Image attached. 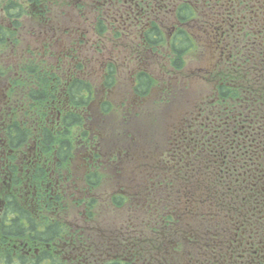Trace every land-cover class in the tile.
I'll list each match as a JSON object with an SVG mask.
<instances>
[{"label":"flooded vegetation","instance_id":"flooded-vegetation-1","mask_svg":"<svg viewBox=\"0 0 264 264\" xmlns=\"http://www.w3.org/2000/svg\"><path fill=\"white\" fill-rule=\"evenodd\" d=\"M59 1L58 18L49 7L44 19L31 14L25 45L100 96L72 126L67 159L36 137L21 144L14 126L35 129L10 49L0 66V263L40 249L3 235L18 203L45 230L57 225L44 247L61 264H264V0ZM185 56L194 62L181 68ZM112 67L128 87L114 77L105 91ZM153 70L166 78L148 81ZM71 110L52 108L48 124L63 132ZM105 175L115 190L103 198ZM98 200L111 203L105 223L91 212Z\"/></svg>","mask_w":264,"mask_h":264},{"label":"trees","instance_id":"trees-1","mask_svg":"<svg viewBox=\"0 0 264 264\" xmlns=\"http://www.w3.org/2000/svg\"><path fill=\"white\" fill-rule=\"evenodd\" d=\"M0 4H2V11L7 13V17L10 16L15 19L16 17L20 16L21 12H23L22 7L19 4H16V2L9 1L5 3L4 0H0ZM37 4L41 5L42 0H37ZM11 9L14 12L16 10L17 13H12L9 15ZM5 34L6 33L4 31H1V38H4L6 36ZM184 46L186 47V45ZM183 49L184 48H179L178 50ZM42 65L44 64L37 62L35 66H30V64L24 66L22 68V74L25 76V78L24 80L20 81V85H22L23 87H18L23 91V101L25 100L28 103L25 105L27 107V111H25V114L28 115L29 111L32 112L31 121L36 132L34 131L33 133H31L25 125L22 126L21 130L15 128L14 126L13 134H15V136L19 138L18 141L21 144L29 140L30 137H36L41 146H47L46 148L48 149H46L47 151L45 152L55 151L57 154L58 146L62 147V152L60 151L59 157L67 159L71 155V152L73 150V138L70 140L71 128L69 127L79 126L83 124L84 120L82 116L79 115L78 109H81L84 107L83 105L88 104L90 95L92 94V87L79 79L75 80L70 85L63 87L61 79L58 82V75L47 74L45 71L44 73H41L40 71H38ZM54 77H56V79ZM146 78L148 81H150L147 76ZM63 102H66L70 107H72V110L74 111H70V113L66 114V116L64 117V123H66L67 128L63 130V132H60L59 128L61 126H50L48 124L49 119L47 120V117L49 111H51L52 108L60 109L62 106L61 103ZM106 108L107 105H105L104 109ZM61 153L63 154V156H61ZM117 202L120 203L119 205L122 204L121 201ZM10 208L18 209L15 210L17 212L18 219L12 221V225L10 224L9 227L4 229L3 235L9 239H28L30 242H36L29 244H31L32 246L40 247L38 253L35 254V259L30 260L23 255H18L16 263H12L61 264L57 256L53 255L44 247L45 244H49L46 243L47 241L53 240V237L50 236V232L52 230L57 231V225L53 226L49 224L46 231L44 226L38 224L35 220L30 218V214L25 211L20 204L16 203V205L10 206ZM23 221L28 223V225L26 226L25 222ZM64 232H67L65 228ZM88 248L90 250H93V247L90 244L88 245ZM7 256H9V254H7ZM4 259L5 261L1 262L2 264H11L9 258ZM47 259L49 263L47 262ZM64 264H69V262L65 261ZM103 264L124 263L120 259H117V261L105 262Z\"/></svg>","mask_w":264,"mask_h":264},{"label":"rangeland","instance_id":"rangeland-1","mask_svg":"<svg viewBox=\"0 0 264 264\" xmlns=\"http://www.w3.org/2000/svg\"><path fill=\"white\" fill-rule=\"evenodd\" d=\"M9 1H11V0H6V2L5 3H7V2H9ZM12 1H14V2H17V0H12ZM2 2V1H1ZM18 2L19 3H21V4H24L25 5V8L27 7V5L28 4H25V3H23L22 2V0H18ZM53 2H54V5H50V6H48L49 8H50V12L51 13H53V15H54V17L53 18H58V16H59V14H60V8L62 7V4L61 3H55V1L53 0ZM2 4H0V20H1V27L2 28H8V30L10 31V29L12 30L13 29V27L16 25L15 23V19L14 18H12V17H6L7 16V13L6 12H4V11H2L1 12V9H2V6H1ZM64 10L66 11V16H65V19L67 20V18L69 17V15H71V16H73L74 18H75V20H76V15H75V9H72V10H67V8H66V6L64 7ZM62 12V11H61ZM28 31H29V27H28V24H27V21H26V18H23V26H22V30H21V33H22V37L20 38V40H21V44H20V46L17 48V49H15V51H16V56H17V72L20 70V68H21V66H26L27 65V63H29L30 64V66H35L36 65V62H27L26 61V58H30V59H33L31 56H28V53L30 52V53H33V54H35L34 55V58H36V59H38L39 61H40V59H39V57L37 56V55H39V53H38V51H30L29 50V48L25 45V42H24V39H28V37H27V33H28ZM167 31V30H166ZM6 38H9V40H12V41H15V39H16V36L15 35H11L10 33L8 34V33H6ZM8 43H9V41L7 42V44H5V45H2V44H0V66H1V68L3 67L4 68V65L6 64V58H7V51H8V48H9V45H8ZM133 46H135V45H133ZM136 47V46H135ZM183 47H185V46H183ZM182 47V48H183ZM129 49V48H128ZM128 49H126V50H128ZM105 50L106 49H104L103 50V52H105ZM123 57H125L124 56V54L122 53L120 56H119V58H120V61L119 60H117V63L118 64H120V63H122L123 65H122V67H120V69H121V72H125L127 69H124V64H126V62H128L127 60H124L123 59ZM187 57L185 56L182 60H184V62H182V64H181V68H183L185 65H187L188 63L189 64H191V63H193L194 61H191V60H188V59H186ZM123 59V60H122ZM163 61H165L164 59H163ZM43 62V61H42ZM100 62L102 63L103 62V60L102 59H100ZM125 62V63H124ZM44 63V62H43ZM132 63H135V64H137V62L136 61H132ZM163 63V62H162ZM49 67H51V66H49ZM194 67H195V65H194ZM124 69V71H122ZM38 71H40L41 73H44V71H45V66L44 65H42L41 66V68L38 70ZM47 74H50L49 73V71H45ZM51 73L52 74H54V73H56L58 76H60L61 75V73H62V69H58L57 67H54V71H51ZM162 73V71H159V72H157L156 70H153L151 73H148V74H151V78L155 81V78L156 77H159V78H166V74H163V75H160ZM26 76H28V75H26ZM115 77V81L117 82V85L116 86H121V87H128L127 85L129 84L128 82V79H127V76H122V81H121V79L119 78V75L114 71V67H113V76L111 77V79H113ZM173 77H175V76H173ZM55 79H56V77H54ZM176 78V77H175ZM60 81V79H58V82ZM115 81H113L114 83H116ZM154 81H153V83H154ZM104 82V81H103ZM63 83V82H62ZM104 89L105 88H108V89H110V90H113L114 89V87H103ZM100 90H101V87H92V95H91V98H93V99H96V97H98V96H100ZM105 91H106V89H105ZM110 99L115 103V105L117 104H119V103H117L118 102V100L116 99V93H114V94H111L110 95ZM23 103H25V104H28L25 100L23 101ZM105 105H107L108 106V104L107 103H103V107L105 108ZM84 107L83 108H81V109H78L79 110V115L80 116H82V118H83V120L85 121V119H84V116H83V114H82V112L84 111V110H86V107L88 106V104H86V105H83ZM156 107H159V106H156ZM108 108V107H107ZM70 109H72V107H70L69 106V110ZM73 109H75V108H73ZM108 110H110L109 108H108ZM71 111H74V110H71ZM121 117H123L124 116V114L121 112ZM52 117H54V116H51L50 117V119L52 120ZM117 121V120H116ZM121 130L119 129V127H116V130L115 131H113V140H114V142H117V139H116V137L118 136V141H119V134H121L122 135V133L120 132ZM75 134H77L76 132H75V129H74V127H72L71 129H70V140L73 138V140H72V142H73V145H75L74 144V142H75V140H77V139H75ZM93 137V136H92ZM109 138H110V134L108 133V135H107V140H109ZM94 139V138H93ZM95 139H97V141H100L101 142V144H103L104 143V141L101 139V137L99 136L98 138H95ZM118 143V142H117ZM142 145V144H141ZM148 149L149 148H147V151H148ZM146 154H147V152H146ZM154 155V154H153ZM115 156V155H114ZM147 158H151L150 157V155L149 154H147ZM127 174H125V176H126ZM114 181V180H113ZM118 181H121L122 182V179H118ZM108 182H109V179L106 177V175H105V177L103 178V180H102V187L100 188L101 190H102V197L104 198L107 194L109 195L113 190H115V181H114V186L113 185H111V187H107L108 186ZM112 190V191H111ZM109 205H111V203H109V204H106V202L105 203H103L102 201H96V202H92L91 203V209H93L94 211H92L91 210V212L93 213L94 212V214H99V217L101 218V217H103V219H102V221L105 223V220H106V218H104L105 216H106V214L107 213H110V211L108 210V207H109ZM117 214H118V212H116ZM114 216H115V214H114ZM71 219V218H70ZM120 221H121V218H118ZM109 262H111V261H109Z\"/></svg>","mask_w":264,"mask_h":264}]
</instances>
